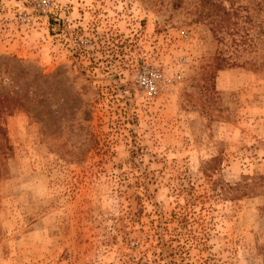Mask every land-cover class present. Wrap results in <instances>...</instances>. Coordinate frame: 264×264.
Here are the masks:
<instances>
[{"label": "rangeland", "instance_id": "374dc122", "mask_svg": "<svg viewBox=\"0 0 264 264\" xmlns=\"http://www.w3.org/2000/svg\"><path fill=\"white\" fill-rule=\"evenodd\" d=\"M0 264H264V0H0Z\"/></svg>", "mask_w": 264, "mask_h": 264}, {"label": "trees", "instance_id": "16d2710c", "mask_svg": "<svg viewBox=\"0 0 264 264\" xmlns=\"http://www.w3.org/2000/svg\"><path fill=\"white\" fill-rule=\"evenodd\" d=\"M222 10H223V13L225 15L229 14V12L225 9V7H222ZM214 184H215V182H214ZM234 189L235 188H233V187H222V190H223L222 194L227 196V194H230V192H232Z\"/></svg>", "mask_w": 264, "mask_h": 264}]
</instances>
